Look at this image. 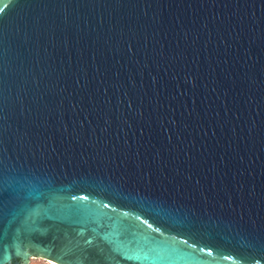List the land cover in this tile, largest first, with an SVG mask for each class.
I'll list each match as a JSON object with an SVG mask.
<instances>
[{"label": "water", "instance_id": "95a60500", "mask_svg": "<svg viewBox=\"0 0 264 264\" xmlns=\"http://www.w3.org/2000/svg\"><path fill=\"white\" fill-rule=\"evenodd\" d=\"M264 264V0H0V264Z\"/></svg>", "mask_w": 264, "mask_h": 264}, {"label": "rangeland", "instance_id": "374dc122", "mask_svg": "<svg viewBox=\"0 0 264 264\" xmlns=\"http://www.w3.org/2000/svg\"><path fill=\"white\" fill-rule=\"evenodd\" d=\"M28 263L29 264H57L55 262H52V261H50L46 258L40 257V256H33V259H29Z\"/></svg>", "mask_w": 264, "mask_h": 264}, {"label": "trees", "instance_id": "16d2710c", "mask_svg": "<svg viewBox=\"0 0 264 264\" xmlns=\"http://www.w3.org/2000/svg\"><path fill=\"white\" fill-rule=\"evenodd\" d=\"M29 264V263H28Z\"/></svg>", "mask_w": 264, "mask_h": 264}]
</instances>
